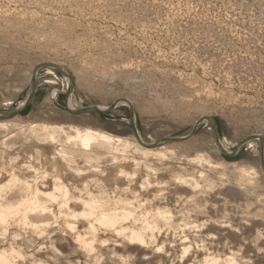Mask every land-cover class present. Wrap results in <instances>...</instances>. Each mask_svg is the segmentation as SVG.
<instances>
[{"label": "rangeland", "instance_id": "374dc122", "mask_svg": "<svg viewBox=\"0 0 264 264\" xmlns=\"http://www.w3.org/2000/svg\"><path fill=\"white\" fill-rule=\"evenodd\" d=\"M45 62L62 64L70 86L57 67H40L32 100L13 120L91 126L129 140L136 137L135 124L148 147L163 148L166 155L164 161L148 160L156 177L163 174L169 181L173 171L202 172L215 184L203 186L211 199L203 214L186 219L188 226L179 218L162 228L161 251L124 249L118 237L106 233L113 240L95 251L100 254L95 260L76 252L70 236L63 238L58 229L39 238L22 229L20 243L32 237L36 251L23 250L42 259L26 264H202L206 257H216L213 264H224L226 257L237 264H264V184L238 180L241 167H260V145L246 143L237 150L242 139L264 134V0H0V114L25 102L31 73ZM68 88L78 109L110 107L127 96L134 105L73 112ZM202 115L214 119L234 154L214 146L205 120L192 132ZM14 147L6 152L20 153L21 163L34 154ZM119 152L145 159L131 149ZM200 154L213 163L193 161ZM3 166L8 167L0 159ZM170 188L162 184V197H170ZM244 189L245 196L238 191ZM50 241L56 242L58 257L50 252Z\"/></svg>", "mask_w": 264, "mask_h": 264}, {"label": "bare ground", "instance_id": "6f19581e", "mask_svg": "<svg viewBox=\"0 0 264 264\" xmlns=\"http://www.w3.org/2000/svg\"><path fill=\"white\" fill-rule=\"evenodd\" d=\"M47 64L64 70L60 63ZM36 69L35 67L31 73L32 82L33 76L36 78ZM63 75L70 86L71 77L67 74ZM55 91L54 95L57 94ZM67 92L69 108L78 110L72 101L73 94L70 88ZM116 100H118L114 102L116 107L119 103L133 104L128 96ZM25 102H22L19 108H22ZM99 107L102 110L109 109L108 106ZM203 120L209 123L212 132L214 129L217 132L216 123L209 115L201 116L193 127L194 131ZM134 127L138 140L136 137L129 140L91 126L82 128L72 124H52L46 121H32L31 124L24 125L11 117L0 119V142L3 141L0 159L2 163L5 159L8 166L0 168V264H26L29 258L35 263L42 261L37 254L23 250L25 247L35 250V241L28 236V238L23 237L20 243L22 229H29L28 232H31L32 236L36 235V238L58 229L65 236L63 238L68 239V235L70 236L76 252H84L90 259L96 260L100 254H96L95 251L98 248L102 249V246L113 240L110 236L105 237L106 233L118 237L120 240H116L121 241V247L124 249L135 245L139 251L147 249L161 251L158 250L157 241L160 239L159 234L163 227L176 225V220L179 218L186 221L192 216H199L205 212V207L211 199L203 186L212 187L215 183L206 179L202 172L198 177L173 171L168 176L169 181H166L167 177L163 174L156 177L157 169L148 160L155 158L164 161L166 155L163 148H149L148 146L152 145L145 143L146 141L144 142L138 134L135 124ZM16 130L19 135L8 137ZM217 133L218 139L213 132L214 146L232 153L219 132ZM194 134L191 133L187 137ZM187 137L176 140H186ZM11 141H15V145L10 143ZM246 143L251 146L260 145L261 164L258 169L248 164L241 167L238 180L246 185L264 184V166L261 158L263 152L264 159V134H253L249 138L242 139L237 143V150ZM55 144L59 145L55 148V152L48 151L50 146ZM14 146L24 151L33 149L34 154H30L29 159L22 164L20 153L6 152L5 147L11 150ZM127 149H131L134 154L145 159L141 161L135 157L130 158L132 155L121 156L119 151ZM193 159L201 163H213L203 154ZM80 163L86 165L81 166ZM260 176L262 178L258 179ZM203 180L205 184L202 185ZM166 183L171 185L169 198L168 195L162 197L166 193L161 192L162 184ZM238 191L244 194L243 196L248 193L246 190ZM256 199L263 200L261 196H256ZM190 223L191 221H186L183 225L188 226ZM206 223L203 220L201 226ZM221 224L219 225L223 226ZM196 226L200 227V225ZM55 243L51 242L49 250L54 257H58L59 248ZM188 249L184 248L186 252ZM42 251L43 248L38 252ZM210 260H213L212 263ZM214 261L218 259L206 257L202 264H213ZM223 262L237 264L235 258L231 257H226Z\"/></svg>", "mask_w": 264, "mask_h": 264}, {"label": "water", "instance_id": "95a60500", "mask_svg": "<svg viewBox=\"0 0 264 264\" xmlns=\"http://www.w3.org/2000/svg\"><path fill=\"white\" fill-rule=\"evenodd\" d=\"M44 66H49V65L47 63L40 64V65H38L36 70H38L40 67H44ZM60 71L63 74H65L64 71H62V70H60ZM36 80L37 79L35 78V76H33V83H32V87H31V91H30V94H29V96H28V98H27V100L25 102V105L22 108H19V109H16V110L10 112V114H8L6 116H1L0 115V119H10V117H13V116L18 115V114L22 113L23 111H25V109L27 108L28 104L30 103V101L32 100V97L34 95L33 91H34V88H35V85H36ZM115 107H116V103H114L113 106L109 107V109H107V110H102V109H100L99 106L98 107L92 106V107H85L84 109H78V110H71L70 109V111L78 112V113H84V111H89V110H96V111H100V112H110ZM132 113H133V111H132ZM192 132L194 133V130ZM213 132H215V136L218 139L219 136H218V133L215 131V129H214ZM176 139H183V138H176ZM167 140H169V139H165L164 141H167ZM262 149H263V145H262ZM223 152L226 155L230 156V155L234 154L236 151H232V153H228L227 151L224 150ZM261 158L263 160V166H264L263 152H262V157Z\"/></svg>", "mask_w": 264, "mask_h": 264}]
</instances>
